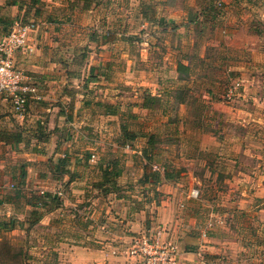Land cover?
Instances as JSON below:
<instances>
[{
	"label": "rangeland",
	"instance_id": "374dc122",
	"mask_svg": "<svg viewBox=\"0 0 264 264\" xmlns=\"http://www.w3.org/2000/svg\"><path fill=\"white\" fill-rule=\"evenodd\" d=\"M145 12L151 17L155 16L161 23H143L141 17ZM74 14L80 21L76 40L68 38L65 33L67 30H64L61 41L51 40L60 47L59 50L52 48L54 53H51L52 56L65 59V65H70L68 69L72 70L79 64L95 65L99 61L109 59L113 66L109 89L103 95L101 91L103 93L104 89L98 88L97 95L94 93L97 99L123 101L124 97L131 93L133 97H139L146 85L152 94H168L161 96L163 99L159 97L151 101L156 108L149 111L143 120L125 117L121 114L125 110H116V116L109 120V116L102 114L104 109L100 105H83L80 101L81 94H86L81 88L83 85H86L89 91L93 90L91 82L86 81L90 77L86 70L84 73L80 71L79 77L74 81L65 77L66 70L56 72V75L64 76L63 83L65 79L70 80L65 82L66 88L78 85L79 91L75 94L73 104H61V107L66 106L67 111L74 115L73 122L59 131L54 130L50 142H57L59 135L64 136L69 127V131L73 132V135H69V143L79 149L99 150L100 157L107 159L108 140L114 139L117 150L112 152V156L115 153L121 164L132 162L134 165L135 162H146L142 157L135 158L122 151V123L133 129L139 128L140 131L151 132L159 129L164 133L169 129L174 130L176 135L170 138V142L175 147H192L195 142L213 145L209 142L211 138V143H219V148L213 146L219 156L214 157V161L220 165L222 172L235 176L226 185L218 184V188L223 189L226 186V192L236 186L239 188L236 193L232 190L235 196L230 194L220 197L218 208L229 199L236 200V196L246 200L242 203L243 214L238 219L232 217L227 220L226 223L230 227L225 229L226 232H221L222 239H213L234 242L226 244L233 248L224 247L222 242H213L211 254H216L219 258L225 256L229 259L228 264H264V51L262 54H258L257 50L253 51V45L264 43V36H257V33L252 31L254 27L262 29L264 25V0H83L82 4L78 3ZM33 21L38 24L32 40L34 51L38 46L41 22L34 19ZM11 22L7 25V30ZM56 27L53 24L50 30L45 28L48 30L47 40L54 38V34L50 32ZM94 33L107 34L104 41L101 38L96 41H103L102 46L99 47L90 38ZM252 34L256 35L254 39ZM69 46L71 47L68 48ZM33 51L22 53L28 56ZM75 51L76 56L73 55ZM176 62H184L188 67V71H179V81L174 78L177 75ZM60 70L61 68L58 71ZM171 77L176 82L172 81ZM142 81L151 84L144 83L139 86ZM234 84L238 86L233 90L231 98H226L225 91ZM91 92L86 97H92ZM1 97L5 103L3 111L8 113L6 115L10 120L16 119L12 116L15 111L11 108L10 100L4 95ZM183 101L188 102V109H185ZM119 106L123 107L121 104ZM163 106L165 108H162ZM9 109H12V112ZM123 109H126L125 105ZM1 125L0 127L6 129L10 127V131H23L19 129L22 126L19 123L4 121ZM83 128L85 136L80 137ZM91 131L96 132L97 136L87 134ZM26 137L24 136L25 139ZM160 137L163 139L165 135L161 134ZM138 141L135 144L140 146ZM180 149L183 154L190 156H194L192 153L196 152L192 148L191 153L183 147ZM37 154L39 152L4 151L3 161L0 162L1 194L4 189L3 176L5 178L14 170L17 178V175L26 169L24 181L18 185L20 196L14 204L0 205V217L4 215L7 219L6 214L11 211L15 220L23 221L31 209L29 204L26 206V200L33 194V190L39 194L49 193L53 198L49 207L40 206L42 211L39 219L26 229L16 222L12 227L0 224V264H82L83 253L80 247H76L77 243H82V240L92 242L91 235L95 231L86 234L85 225L77 222V217L83 212H94L98 219H107L105 210L108 208L111 215L109 220L114 222L110 227H114L116 235L113 245L109 249H102L106 256L110 255L111 260L117 257L122 258L118 261L124 264H127L128 260L131 264H146L140 259L129 258L122 250L131 243L132 237L148 230L153 231L157 227L164 229L162 241L177 245L171 227L159 221V212L171 202V198L167 199L171 193L156 188L159 186L156 183L144 184L139 180L142 171L138 168H122L123 172L117 174L119 176L115 185L97 186L92 184L93 182L83 184L77 178H69L70 174L74 176L81 171L84 174L83 171H87L90 181H96L92 180L95 179V172L90 166L86 170L74 167L69 175L51 172L44 166L43 160L26 168L5 167L11 165L16 160L15 157L23 161L24 157H36ZM233 158L236 161H233ZM97 159L94 158L90 163L96 165ZM181 162L180 159L179 167H184L179 164ZM200 170L199 168L197 172ZM127 174L131 177L127 178ZM204 176L205 171L200 174V177ZM4 181H7V178ZM26 181L32 184L27 185ZM201 186L203 189L208 188L204 182ZM108 187L116 199L107 198ZM192 188L199 189L195 186L188 188L187 194ZM98 192H103L104 195ZM173 204L176 206V202ZM226 204L222 207L223 210L233 209L229 203ZM49 210H52L50 218L47 215ZM128 215L132 216L131 219H127ZM130 220L133 225L138 223V230H129L127 226L131 223L128 222ZM215 223L219 225V221L215 220L213 224ZM88 224L91 225V222L86 226ZM235 225L237 227L234 228ZM237 239L243 246L236 249ZM236 250L238 253H235ZM177 251L176 246V253ZM108 259L104 257L99 260L97 256H93V264H106L105 260L108 263ZM221 261L218 259L215 263L225 264Z\"/></svg>",
	"mask_w": 264,
	"mask_h": 264
},
{
	"label": "crops",
	"instance_id": "0c3cea01",
	"mask_svg": "<svg viewBox=\"0 0 264 264\" xmlns=\"http://www.w3.org/2000/svg\"><path fill=\"white\" fill-rule=\"evenodd\" d=\"M82 1L83 0H0V39L7 32V25L17 17L24 16L26 19H34L41 22V27L38 33V46L33 51V53L27 56V54L19 51L17 52V54H15L16 65L20 68H23L24 73L26 74L25 82L34 88V90L29 93L26 111L24 112V114L19 115L15 112H12L11 110L13 108L11 107L12 109L9 110L12 112V116H15L16 119L10 120V117L6 115L8 113L6 111H3V106L5 103L3 100L4 98L1 97L2 94L0 95V126H2L1 123H3L4 121H11L13 122V124H21L22 126L19 129L24 131H10V127H8L7 129L0 127V133L19 132L22 135L21 140L17 143L0 138V162L3 161L2 157L4 151H31L35 153L39 152V154L36 155L38 159L35 157V155H28L24 157V159H22L23 161H19V159L15 157L16 160L11 165L8 164L5 167H15L17 169H20V167L26 168L28 167V165H33L34 163H38L43 160L42 162L44 163V166L47 169L49 168L51 172H61L62 174L67 173L69 175V172L73 171L74 167H81L82 169L86 170V168L90 166L95 172V179L92 180L96 181H90V176L88 177L87 171H83L85 172V174L81 171V173H77L74 176L70 174V176L72 177L69 176V178L70 180L77 178L80 182H83V184L93 182L92 184H96L97 186H99L101 183H111L113 179L116 180L119 175L115 174L122 173V168H131V166L138 168L139 171H142L140 175L141 179L139 180H141L144 184L156 183L157 185H159L156 186V188L168 190L171 193V196L169 195L167 198L168 200L171 198V202H169L167 206L162 207V209L160 210L159 213L161 215L159 216V221L163 222L166 225H169L175 234L176 240L174 242L178 247L175 264H216L215 261H217L218 259L222 260V263L225 262V264H228L229 259L225 256L219 258L218 255L211 254V252H213L211 251L213 250V242H216L217 244L222 242L221 244H223L224 247L227 248H229L230 245L226 244H233L234 242H231L229 240L213 241V239L216 237L222 239L220 237L221 232H226L225 229L228 230L230 227L226 223L227 220L232 217L238 219V217L243 214L242 210L244 208V205H242V203L244 204L246 200L240 198V196H236V200L232 199L234 200L232 201L231 199H229L226 202L229 203L230 206H233V209L227 211L223 210L222 207L224 205H227L224 202L222 203V207L220 209L218 208L220 197L229 196L230 194L235 196L236 191L239 190L238 186H236L235 189H229L228 191L230 192H226V186H224L223 189L218 188V184L226 185L235 177L229 176L228 173L222 172L220 170V165L216 161H214V157L218 158L219 156L217 155V149H215V147L213 148V146L217 147V144L219 143H211L212 141L210 138L209 142L213 145H208L207 143L198 144L197 142H195L196 145L194 146V143L192 147H188L185 145L180 146L186 149L187 152L190 151L189 153L193 151L192 149H195L196 152L192 153L194 154V156H190L186 153L183 154L180 147H175V145L171 144L170 138L176 135L174 130L171 131V129H169L168 131L162 133V131H160L159 129L156 131L152 130L150 132L140 131L139 128L133 129L131 127H127L128 130L136 133V136L133 140L123 141V145H121L123 146L122 151L124 153H129L130 156H133L135 158L142 157L146 162H139V164H135V162L134 165H132V162H129L131 164L129 165V163L121 164L117 157H115V153L112 156V152H116L117 150V144L114 139L108 140L109 146L107 145V151H109V157L107 159H105V157H100L98 149V151L93 149V151H88L86 149H79L77 146L75 147L72 143H69V135H73V132L69 131V127L66 129L67 132L64 136L61 134L59 135L60 137L57 142H50L52 141V139H50V136L54 133V130L59 131L64 126L69 125L73 122L74 115L72 116V113L67 111L65 105V107H61V104L63 103L66 105H70L74 103V97L75 94L79 91V86L76 85L74 87L71 86L66 88L65 82H70L69 79H73L74 81L79 77L80 71L84 73L86 70V72L90 74V77L86 79V81H90L91 86L93 85L92 92L91 90L89 91L87 89L86 85H83V87H81L83 88V91L86 92V94H81L80 101L83 105L92 103H94L96 106L100 105V107H103L104 109L102 114L109 116V120L113 119L116 114L110 113L109 108H107L106 105L117 111L125 110L124 113H121L122 115L124 114L125 117H134L135 119L141 118L142 120L145 118L144 116L149 113V111L156 108L155 106L149 108L148 106L141 105L144 93H150L147 90L148 85L143 87V92L139 95V97H133V94L131 93L129 96H125L123 101H117L113 99L104 100L102 98L97 99V96H95L94 93L97 95L96 90L98 88L104 89L103 93L101 91V94L103 95H105L108 92L107 89H109V77L111 75L110 72L113 69L112 63L108 61L109 59L102 62L99 61L95 65L87 66L86 64H79L72 70L68 69L70 65H65V63H67L65 59H61L60 56H52V53H54L53 49L59 50L60 47L58 43H55L57 44L55 45L51 40L55 41L56 39H58L59 41H61L64 36V30L69 31V33L65 31L68 38L76 40L78 34L77 29L79 27L80 21L77 20L74 12L78 7V3L80 2L82 4ZM141 19L143 23H161L159 19H157L155 16L151 17L149 14H147V12H145ZM53 24L57 26L56 29L53 30V32H50V34H54V38L52 37L50 40H47L48 30H45V28L50 30ZM252 31H255L257 33V36H264V25L262 26V29L254 27ZM255 36V34H252L253 39ZM90 38L95 42L99 41V38L104 41L107 38V34L105 33V35H100L98 33H94L90 36ZM103 41H101L100 43L96 42V44L100 47L102 46L101 44L103 43ZM253 46L257 47H254L253 49L255 50L253 51L256 52L257 50L258 54H262V51H264V43H258V45L255 44ZM70 47L71 46H69L68 48ZM76 51L73 52V55L76 54ZM177 63L178 62H176V64ZM60 68L61 70L58 71ZM65 70L66 72H64ZM61 71L66 73L65 77L67 76L69 78L67 81L65 79L64 83L62 79L64 78V76L62 74L60 76L55 74L56 72ZM175 71L177 72V75L174 78L179 81L180 76H178V74L180 70L179 68L175 67ZM171 80L175 81L173 78ZM144 83L149 82L142 81L139 83V86ZM90 92L92 97H86ZM150 94L156 96L159 99V97L167 95L168 92H165V94L162 93V95L158 92ZM161 98L163 99V97ZM183 102L185 103V109H188V102ZM119 104L123 105V107H120ZM124 105L126 106V109H123ZM162 108H165V106H163ZM163 112L165 113V111ZM27 121H29V123H27ZM77 131L78 130H76V135H78ZM81 131L82 132L79 136H85V129ZM87 134L91 136H97V133H94L92 131L88 132ZM161 134L163 136L165 135L163 139H161L160 137ZM24 136L28 137H26L25 139ZM86 136L88 137V135ZM40 137H42V139ZM209 137L210 135L207 138ZM212 138L215 139V137ZM137 141L141 143L140 146H137L135 144V142ZM160 142L166 143L162 144ZM190 148L192 149L190 150ZM16 154L18 155V153ZM63 158H66L64 159L65 162L61 161L63 160ZM94 158H98L96 165L90 163L94 160ZM180 159L182 160V162L179 164H182V166L184 167H179L178 162ZM233 159V161H236L235 158ZM185 164H188V166H185ZM106 166L112 167L113 170L114 167L116 169L118 168V172H114V176L112 177L109 174L105 176L103 175L102 169H104V167ZM199 168L205 171L206 176L200 177V174H202L204 171L200 170L197 172ZM61 169L64 170L59 171ZM25 170L23 171L25 172ZM13 171L14 170L10 171V174L6 175L5 178L3 176L2 182L4 184V189L2 191L3 195L0 193V205L4 204L3 206H8V203L14 204L18 199V196L15 195L14 190L19 189L18 179L20 175H17V178H15V173ZM0 174L2 176V172ZM126 177L130 178L131 175L127 174ZM6 178L7 181H4L6 180ZM177 180L180 181L178 182ZM202 182L206 184V186L208 187L207 189H203V187L201 186ZM26 184L30 185L32 183H27L26 181ZM192 185H194L195 187H199L200 189H198L199 194L197 197H189V195L187 194V190H189L188 188L194 187ZM232 190H234V194L232 193ZM238 192L242 193V191ZM106 193L107 198L116 199L115 195L113 196L112 192L108 191V189L106 190ZM98 194H101V192H98ZM101 195H104V193L102 192ZM120 196L121 198L124 197V195H117V197ZM248 201L250 200H247V202ZM173 202H176V206L173 204ZM11 213L12 212L9 211V213L6 214V216H8L7 219L4 215H1L0 224H2L4 221H8L9 219H14V216ZM51 213L52 210H49V212L47 213L49 218L51 216L49 214ZM85 214L84 212L79 214V217H77V222H81L85 225L84 232L86 234H89V231L95 232L91 235L92 242L82 240V243H77L78 246L76 247H80L81 253H83V259H81V263L93 264L95 262V260H93V256H97L99 260L101 258L108 257V263L105 260L106 264H124L122 261H118L122 260V258L113 257L112 261L110 259V255L107 254L108 256H106L102 249H109V247L113 245V239L116 235L114 227H110L114 225V222L109 220V217L111 216L110 208L105 210V217H107V219H98V217H95L96 214L94 212H91V214ZM131 217V215H128L127 219H131ZM215 220L219 221V225L216 223L213 224ZM89 222H91V225L88 224V226H86V224ZM128 222H131L127 226L129 227V230H138V223H135L133 225L131 220ZM233 227L235 228L237 227V225ZM145 230H148V228H145ZM237 241L238 242L236 243V249L243 246V243H241L239 239H237ZM91 249L95 250V252H93ZM236 252L237 250L235 251V253ZM127 264H131V261L128 260Z\"/></svg>",
	"mask_w": 264,
	"mask_h": 264
},
{
	"label": "built area",
	"instance_id": "2783aa9c",
	"mask_svg": "<svg viewBox=\"0 0 264 264\" xmlns=\"http://www.w3.org/2000/svg\"><path fill=\"white\" fill-rule=\"evenodd\" d=\"M37 23L17 17L12 20L7 32L0 39V94L8 98L13 111L22 115L29 93L34 90L25 82L26 74L15 63V53L32 52L34 46V33ZM238 86L234 84L225 91V97L231 98L233 90ZM198 189L192 188L189 197H197ZM164 229L157 227L153 231H146L134 236L131 243L122 250L128 257L137 258L146 264H175L176 246L170 242L162 241Z\"/></svg>",
	"mask_w": 264,
	"mask_h": 264
},
{
	"label": "trees",
	"instance_id": "16d2710c",
	"mask_svg": "<svg viewBox=\"0 0 264 264\" xmlns=\"http://www.w3.org/2000/svg\"><path fill=\"white\" fill-rule=\"evenodd\" d=\"M23 19H26L24 16H21ZM177 68H179V70L182 72L186 71L187 69V65H185L182 62H178L177 64ZM158 98L156 96L151 95L150 93H144L143 95V101L141 103L142 106H148L149 108L153 107L154 105L151 103L152 100H157ZM107 108H109V112L110 113H114L116 112L115 109L111 108L110 106L106 105ZM121 128V132H122V136H121V141L123 143V141H130L133 140L134 137L136 136V133L131 132L130 130L127 129V125L125 124H121L120 126ZM22 135L18 132V133H0V138L1 139H7L9 141H13L15 143L19 142L21 140ZM63 158V160H61L62 162H65ZM65 164V163H64ZM59 166V165H58ZM60 168V167H58ZM64 169H61L59 171H63ZM118 172V168L116 169L114 167V170L112 169V167H104V169H102L103 175L107 176L108 174L112 176H114V172L117 173ZM117 175V174H115ZM24 177H25V172L22 171L20 176H19V183H22L24 181ZM115 185L116 184V180L113 179L111 181V183H107V185ZM19 185V184H18ZM100 185H105V183H101ZM108 191L109 187H108ZM15 195L16 196H20V190H14ZM53 198L51 197V195L48 194H39L37 191H34L33 194L31 193L29 195V197L26 200V203L29 204V206H31V209L28 213V215L25 216V218L23 219H9L8 221H4L2 224L6 227H12L14 225V223L16 222L21 228L23 227L24 229L28 228L30 225L34 224V221H36V219H39V214L42 211V208L40 206H50L51 202ZM45 212V211H44Z\"/></svg>",
	"mask_w": 264,
	"mask_h": 264
}]
</instances>
